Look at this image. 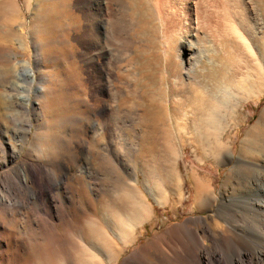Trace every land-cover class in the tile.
Listing matches in <instances>:
<instances>
[{"label":"rangeland","instance_id":"1","mask_svg":"<svg viewBox=\"0 0 264 264\" xmlns=\"http://www.w3.org/2000/svg\"><path fill=\"white\" fill-rule=\"evenodd\" d=\"M126 1L133 17L138 15L135 4L147 6L143 0ZM252 1L259 7L263 3L264 9V0ZM0 7V66L2 58L14 53L19 63L35 73L34 80H26L18 91L25 98L23 106L11 95L7 110L0 108V114L12 116L0 121L7 128L0 141L7 148L8 167L38 165L48 188H36V197L19 211L10 205L4 209L8 264H16L11 261L16 244L22 249L18 264H83L85 253L79 248H85L90 239V222L115 244L102 245L118 254L121 244L112 230H116V213H129L123 196L128 191L143 198L155 225L138 227L141 234L119 254L116 264L141 249L144 261L154 262L149 243L177 225L188 224L201 234L202 224L196 218L210 219L211 212L193 211L195 190L190 175L197 172L220 198L231 172L223 156L224 145L238 156L248 130L253 132L251 141L262 138L259 135L264 132L260 118L264 112V25L254 41L258 54L233 38L224 46V54H214L211 61L201 60L194 70L186 71L173 56L172 64H167V48L156 21L149 23V31L129 33L130 53L116 63L86 49L85 0H0ZM150 53L154 58L147 61ZM101 66H107L111 80H106L119 94L111 97L108 92H96ZM180 81L187 87L177 92ZM0 91H5L3 86ZM180 98L184 104L180 102L179 108L185 105L188 115L195 117L175 133L167 109ZM109 106L123 111L134 108L137 116L134 120L112 118L109 132H101L98 127L104 119L99 113ZM39 134L40 141L33 143ZM144 183L161 196H170V203L156 204ZM178 194L180 201L175 199ZM178 234H166L161 243L174 262L200 264L195 252L205 264L206 252L215 249L213 241L205 237L200 248L192 244L191 252L184 254L185 238ZM87 250L101 264H109L100 249L89 244ZM236 264L264 261L247 256Z\"/></svg>","mask_w":264,"mask_h":264},{"label":"bare ground","instance_id":"2","mask_svg":"<svg viewBox=\"0 0 264 264\" xmlns=\"http://www.w3.org/2000/svg\"><path fill=\"white\" fill-rule=\"evenodd\" d=\"M143 1L147 6L142 7V4H135L138 15L133 17L131 16V7L126 0H85V43L88 53H96L100 58L108 57L109 61L116 63L124 61L130 53L129 50L132 45L129 33L134 29L145 32L151 27L149 23L153 21H156L159 37L163 39L167 48V64L170 65L171 56H173L186 71L194 70L201 60L211 61L214 54H224L226 52L224 46H227L233 38L242 40L247 48L253 49L255 53L260 52L254 41H256L258 33L264 25L262 24L264 22H261L263 12L260 11L263 9V3L262 7H259L258 3L256 4L252 0ZM153 58L154 54L150 53L147 61ZM107 65L109 66L108 62ZM98 77L100 83L96 88L97 93L108 92L111 97L117 94L118 90L115 88L117 91L113 92L114 87L108 84V79L106 80L108 77L109 81L111 80L107 66L99 67ZM103 77L105 80H101ZM34 78V71L26 68L23 63H19L14 53L2 58L0 86H3L6 92L7 90L15 92V94H7L5 91H0V108L2 111L9 105L8 100L12 97L11 95L15 96V102L18 106H23L25 98L18 91L24 87L23 84L26 80L33 81ZM186 87L180 81L177 92L185 90ZM180 102L181 98L178 99L177 104L167 109V117L175 133L184 130L186 122L192 121L195 117L192 113L188 115V111L184 109L185 105L184 108H179ZM3 112L0 114V121L6 122L11 119L12 116L9 117L10 115ZM99 114L104 122L99 124L102 126L98 128L104 133L111 129L108 123L112 118L113 121L114 118L121 119L127 116L134 120L137 116L134 108L123 111V109L115 106L106 107ZM260 118L264 125V112L260 114ZM2 125L0 124V138L7 135V128ZM252 133V130L246 132L238 156H234L230 152V147L227 144L223 147V156L231 164V172L227 178L225 177V182L222 184L220 198L214 196L209 183L206 184L197 172L190 175L189 180L195 190L193 211L209 210L211 212L210 219H207L206 216H196L197 222L202 224V233L198 234L188 224L177 225L176 228H171V231H163L155 237L156 240L149 243L154 249V262L146 263L144 259L147 258L143 259L144 250L141 249L125 258L123 264H177L178 262H174L172 256L169 255L171 252L167 253L161 243L167 237L166 234L176 236L179 235L178 233L185 238L184 249L182 250L184 254L191 252L192 244L200 248L201 240L205 237L213 241L215 249L206 252L205 264H236L247 256H254V258H260L264 261V244L262 243L264 238V132L259 135L262 138L256 136L259 138L255 141H251ZM16 134L13 132V135ZM40 139L39 134L33 143H37ZM6 150L5 144L0 141V154L2 156L0 169L3 168L0 171V264H8L7 249L10 243L8 240L6 241L7 223L4 209L10 205L12 209L19 211L36 197V188L42 191L48 189L43 176L44 171L38 165L28 163L24 167L17 165L8 167ZM173 155L171 152L169 156L172 164ZM135 186L134 184L131 187L135 189ZM144 187L156 204L170 203V196H161L159 190L148 186V183H144ZM123 196L129 213L125 215L116 213V230H112L114 237L120 241L121 249L115 255L110 248H105L104 245L111 244L114 247L115 244L112 240L107 239L93 222H90V239L85 243V248L83 246L79 248L83 251L82 253H85L83 264H101L98 257L87 250L89 244L100 249L102 254L109 257V264H116L119 254L141 234L138 227L146 223L150 224L151 228L154 227L155 222L151 219V214L143 198L136 192L131 194L129 191L125 192ZM175 199L180 201L181 195H176ZM92 238L96 240L99 238L101 243L98 240L93 241ZM20 248V244L15 245L16 255L14 253L12 263L18 264L22 250ZM174 250L176 252V249ZM178 252H181V248ZM193 256L197 258L198 263H203L200 254L194 252Z\"/></svg>","mask_w":264,"mask_h":264}]
</instances>
